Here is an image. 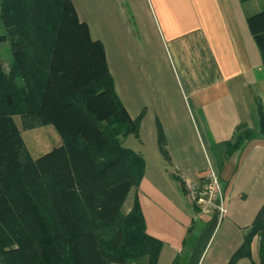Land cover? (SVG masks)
Listing matches in <instances>:
<instances>
[{
	"label": "trees",
	"instance_id": "16d2710c",
	"mask_svg": "<svg viewBox=\"0 0 264 264\" xmlns=\"http://www.w3.org/2000/svg\"><path fill=\"white\" fill-rule=\"evenodd\" d=\"M0 6V45L8 42L10 52L8 68L0 58V264L158 263L163 243L147 234L138 201L122 213L146 161L121 138L139 136L142 115L133 119L124 108L103 43L92 38L72 0ZM247 24L264 63V10ZM259 110L264 136L261 104ZM17 115L24 129L52 125L61 144L34 159ZM236 130L231 152L256 136L244 125ZM157 133L169 157L160 124ZM261 207L229 264L252 259L255 239L264 264Z\"/></svg>",
	"mask_w": 264,
	"mask_h": 264
},
{
	"label": "crops",
	"instance_id": "0c3cea01",
	"mask_svg": "<svg viewBox=\"0 0 264 264\" xmlns=\"http://www.w3.org/2000/svg\"><path fill=\"white\" fill-rule=\"evenodd\" d=\"M105 1L72 0L92 38L103 43L110 67L113 46L119 80L113 82L124 108L132 118L143 116L140 131L148 117L155 133L161 125L169 155L159 141L151 163L141 152L145 175L122 213L138 201L147 234L163 243L156 264H229L250 217L264 205V63L247 24L264 10V0H109V7ZM243 125L256 136L231 152ZM210 167L220 178L225 214H202L185 184L190 180L204 192ZM226 215L232 218L218 238ZM205 216L211 219L199 222Z\"/></svg>",
	"mask_w": 264,
	"mask_h": 264
},
{
	"label": "rangeland",
	"instance_id": "374dc122",
	"mask_svg": "<svg viewBox=\"0 0 264 264\" xmlns=\"http://www.w3.org/2000/svg\"><path fill=\"white\" fill-rule=\"evenodd\" d=\"M1 1L2 0H0V4H1ZM106 2H107L108 7L111 6L110 5L111 3L109 2V0L105 1V3ZM79 4H77V5H78L79 11H80L81 5H79ZM0 9H1V6H0ZM2 29H3L2 22L0 20V30H2ZM106 31L108 32V30H106ZM1 33H2V31L0 32V35H1ZM5 46L6 45H4L0 48V58L2 59V61L4 63L8 62V57H7L6 53L4 52ZM108 47H109V52H110L109 56L111 58V67L109 66L108 69H110V72L114 77V80L117 77V81H119L118 80V70L113 68L115 66V65H113L114 59L111 56L113 54V49H112L113 46L112 45L110 46V44H108ZM9 56H10V52H9ZM108 65H109V63H108ZM135 80H134V84H135V88H137L136 90H138V94L139 93L143 94L144 92L141 90L142 85L139 84V82L137 84V81H135ZM130 90H131V86H130ZM131 94H134V92H132ZM140 103H143V102H140ZM140 116L137 115L133 119L140 118ZM141 119H143V116L141 117ZM14 120H15V123L18 126V128L21 130L22 137L24 139L26 147L28 148L31 156L34 159H38L39 157L43 156L44 154L52 151L53 148L59 146L62 142V139H61L59 132L52 125L37 127L34 129H24L23 121H22V118L20 116H18V115L15 116ZM155 131H156L155 120H153L151 117H148L147 119H145L142 131H140L139 136L131 134V135H128L127 137H122L121 143H122L123 147L132 149L136 152L145 153L148 157L147 159H149V163H151L152 162L151 158L153 157V153H155V152L157 153V150H158V146H157L158 135H157V133H155ZM133 198L134 197L131 196L130 199L127 200L126 205L123 208L122 212L127 211L128 207L130 206V204L134 200ZM259 209H260V207H259ZM259 209L257 210V212L252 214L250 219L255 218ZM230 218H232V217L229 215H226L221 221H219L221 230L219 231V234H217L218 238L223 236L222 234H223L224 229H225L226 225L228 224L229 220H231ZM210 219L211 218H209L208 216H205V217H203V219H200L199 222L207 223ZM247 219L244 220V223H246V225H247V223H249ZM237 221H239L241 223V225L243 224L240 220H237ZM251 223H252V221L250 222V224ZM201 232H202V230H201ZM258 246H259V239H255L253 242V245H251V247H252V259H250V260L248 258L241 259V260H244L245 264H260V260H259L260 259V250H259Z\"/></svg>",
	"mask_w": 264,
	"mask_h": 264
},
{
	"label": "built area",
	"instance_id": "2783aa9c",
	"mask_svg": "<svg viewBox=\"0 0 264 264\" xmlns=\"http://www.w3.org/2000/svg\"><path fill=\"white\" fill-rule=\"evenodd\" d=\"M211 169V167L208 168L209 178L204 192L200 193L196 185L190 180H186L185 184L189 190L191 199L197 204L202 214H210L215 209L221 214H225L227 212V206L222 195L223 191L220 178Z\"/></svg>",
	"mask_w": 264,
	"mask_h": 264
}]
</instances>
